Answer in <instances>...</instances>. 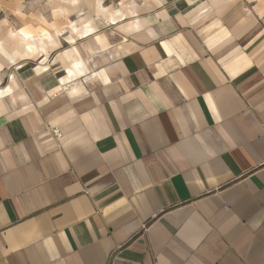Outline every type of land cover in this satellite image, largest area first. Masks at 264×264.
<instances>
[{"label":"crops","instance_id":"0c3cea01","mask_svg":"<svg viewBox=\"0 0 264 264\" xmlns=\"http://www.w3.org/2000/svg\"><path fill=\"white\" fill-rule=\"evenodd\" d=\"M11 7L0 264H264V0Z\"/></svg>","mask_w":264,"mask_h":264},{"label":"rangeland","instance_id":"374dc122","mask_svg":"<svg viewBox=\"0 0 264 264\" xmlns=\"http://www.w3.org/2000/svg\"><path fill=\"white\" fill-rule=\"evenodd\" d=\"M29 1V0H28ZM0 2H2L1 6H0V13H2L3 11H6V9L10 8L13 10V7L15 8H19L20 7V4H25L26 0H0ZM14 13V12H13ZM12 16H15L14 14H12ZM19 16V15H18ZM20 17V16H19ZM8 16L7 15H3V14H0V24L5 21V23H8ZM1 27V26H0ZM5 32L1 33V35H4ZM5 37V36H4ZM3 37V38H4ZM18 44V43H17Z\"/></svg>","mask_w":264,"mask_h":264},{"label":"bare ground","instance_id":"6f19581e","mask_svg":"<svg viewBox=\"0 0 264 264\" xmlns=\"http://www.w3.org/2000/svg\"><path fill=\"white\" fill-rule=\"evenodd\" d=\"M2 2H0V6H1Z\"/></svg>","mask_w":264,"mask_h":264}]
</instances>
